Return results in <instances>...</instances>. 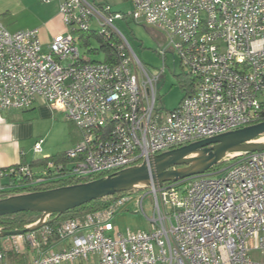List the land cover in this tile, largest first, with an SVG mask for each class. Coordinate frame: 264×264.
I'll list each match as a JSON object with an SVG mask.
<instances>
[{
	"label": "built area",
	"instance_id": "1",
	"mask_svg": "<svg viewBox=\"0 0 264 264\" xmlns=\"http://www.w3.org/2000/svg\"><path fill=\"white\" fill-rule=\"evenodd\" d=\"M41 1L58 2L66 32L44 46L36 29L10 31L0 21V111L41 100L60 107L81 139L64 162L0 166V196L107 176L264 121V0H130L129 13L89 0ZM115 20L141 23L160 36L157 74L141 63ZM92 30L118 40L113 62L81 53L75 34ZM168 55L191 83L172 110L156 107ZM43 142H34V153ZM224 161L204 174L115 193L92 211L47 215L37 229L0 236V264L6 248L29 253L28 264H264V150ZM137 212L150 231L120 232L115 217Z\"/></svg>",
	"mask_w": 264,
	"mask_h": 264
},
{
	"label": "water",
	"instance_id": "2",
	"mask_svg": "<svg viewBox=\"0 0 264 264\" xmlns=\"http://www.w3.org/2000/svg\"><path fill=\"white\" fill-rule=\"evenodd\" d=\"M263 135L264 121H260L161 152L148 161L104 177L2 197L0 216L32 212L40 214L41 217L33 226L1 231L0 236L22 234L37 229L43 224L44 216L54 213L60 216L83 204L115 193L141 189L151 183L161 185L164 182L204 174L231 154L264 150V142H254Z\"/></svg>",
	"mask_w": 264,
	"mask_h": 264
},
{
	"label": "rangeland",
	"instance_id": "3",
	"mask_svg": "<svg viewBox=\"0 0 264 264\" xmlns=\"http://www.w3.org/2000/svg\"><path fill=\"white\" fill-rule=\"evenodd\" d=\"M89 1L94 4H109L114 10L124 13H129L132 9L129 0H116L118 2L117 4H115V0ZM24 3L25 5H27V9L23 10L21 14H24L27 17L21 18V14H12L9 12L4 14L5 17L9 16V18L7 20L1 18L0 21L2 20L3 23L7 21L6 23L8 25L28 23L32 22L34 17H42L44 13H47L46 8L42 7L44 3L41 0H25ZM13 15H15V17H12ZM114 23L126 35L136 56L141 61V63L151 73L157 74L162 67V60L161 56L159 55L160 36L152 31L151 27L145 26L141 23H135L125 20H115ZM92 25H94L93 22ZM75 35L76 38H78L80 34ZM79 48L81 53H85V56L92 61L104 60V54L101 51L97 53H94V51H88L99 48V42L96 37H91L89 39V46L80 45L79 43ZM170 62L171 56L168 55L166 59L165 72L164 74L160 75L157 82L156 107H160L165 110H172L176 108L184 95L177 74L186 72V69H179L177 67L176 69H173ZM45 104L51 108V115L42 114L38 110L25 112L34 113L32 116L34 117L32 120L34 125L33 138L23 144L26 149L27 157L29 159L35 157L41 159L45 156L56 155L63 156L65 152H67L74 146V142L72 139L73 128L79 131L70 121L65 118L60 107H54L47 103ZM53 110H56V112H53ZM40 138L44 140V143L42 144V150L39 153H34L33 142L35 139L38 140ZM257 141L264 142V135ZM224 160L225 159L220 162L219 168L225 164ZM220 174L221 173L217 174L216 176ZM19 193H26V191H22ZM143 206L145 214L150 217L152 211V200L150 196H147L145 198ZM113 222L120 232H124L126 230H144L147 232L150 231L149 222L141 212L120 214L115 217ZM252 257L256 259L258 258V255L255 252H252Z\"/></svg>",
	"mask_w": 264,
	"mask_h": 264
},
{
	"label": "crops",
	"instance_id": "4",
	"mask_svg": "<svg viewBox=\"0 0 264 264\" xmlns=\"http://www.w3.org/2000/svg\"><path fill=\"white\" fill-rule=\"evenodd\" d=\"M24 1L25 0H0V19L3 18L4 20H7L9 16L5 17L4 14L9 12L12 14L16 13L20 15L23 10L27 9V5H25ZM117 3L118 2L115 0V4ZM129 3L131 4L130 0ZM42 7L46 8L47 13H44L42 17H34L32 22L8 25L6 23L7 21L5 23H3L2 20L1 21L10 31H16L20 29H36L40 42L44 46H46L51 42L53 37L59 34H64L66 32V27L60 20L57 1L44 3ZM12 17H15V15H13ZM24 17L27 16L23 14L21 18ZM50 109L51 108L48 107L44 102H42L41 100H37L28 109H11L0 111V166H9L17 163H30L31 161L38 160V158L36 157L29 159L27 157L26 149L23 146L24 143L30 141V139L33 138L34 132V125L32 122L34 118L32 116L34 113L25 112L38 110L42 114L51 115L52 111ZM53 112H56V110H53ZM71 123L74 125L73 122ZM72 139L74 145L81 139L80 132L75 130L74 128ZM35 141L36 139L34 140V142ZM19 257L24 260V263H21ZM30 260L31 256L29 253L15 254L8 248H6L2 262L3 264H28ZM60 264L69 263L63 262Z\"/></svg>",
	"mask_w": 264,
	"mask_h": 264
},
{
	"label": "trees",
	"instance_id": "5",
	"mask_svg": "<svg viewBox=\"0 0 264 264\" xmlns=\"http://www.w3.org/2000/svg\"><path fill=\"white\" fill-rule=\"evenodd\" d=\"M91 37L97 38V40L99 42V48L88 50V51H94V53L101 51L104 54V61L105 62H113L114 56L117 53L118 40L115 37H113L112 35L110 36L109 40H103V38L100 35H98L94 30H92V31L87 32V33H80V35L78 37V42L80 43V45H84V46L88 45L89 46V39ZM178 79H179V82H180V85H181L183 92L188 93L190 91L191 83H190L189 79L187 78V76L185 74H180L178 76ZM47 160H51L54 163L65 161V159H63L62 156L56 155V156H50L49 158H46V159L34 160L28 164L32 167L41 166V165H44ZM219 166H220V163L215 165L211 169H214L216 167L219 168ZM104 176L105 175H103V174L97 175L93 178L78 181L77 183L89 181L91 179L104 177ZM74 183H76V182H70L68 184H74ZM62 185H66V184L57 182V183L49 184L47 186L37 187V188H33V189L16 190L15 192H13V194H16V193H19L22 191L32 192V191H37V190L49 189V188H54V187H58V186H62ZM5 196H7V195L0 196V198L5 197ZM103 203H104L103 199L93 200L91 202H88L86 204H83L77 208H74L72 210H69V211L61 214L59 216V218H64L67 216H74L77 214H82L84 212L92 211L96 208L101 207L103 205ZM57 215L58 214L54 213L51 216L55 217ZM38 216H39L38 213H32V212H20V213H16L13 215L0 216V227L4 228L5 230H8V231L21 229V228H24L26 225L35 221ZM19 258H20L21 263H24V260L21 257H19Z\"/></svg>",
	"mask_w": 264,
	"mask_h": 264
},
{
	"label": "bare ground",
	"instance_id": "6",
	"mask_svg": "<svg viewBox=\"0 0 264 264\" xmlns=\"http://www.w3.org/2000/svg\"><path fill=\"white\" fill-rule=\"evenodd\" d=\"M258 140V139H257ZM257 140H255L254 142H262V141H257ZM136 186H141V185H136Z\"/></svg>",
	"mask_w": 264,
	"mask_h": 264
}]
</instances>
